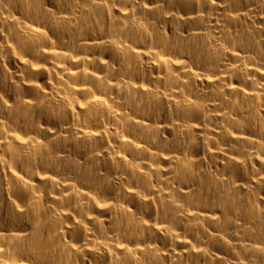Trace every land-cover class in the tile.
Returning <instances> with one entry per match:
<instances>
[{"label":"bare ground","instance_id":"bare-ground-1","mask_svg":"<svg viewBox=\"0 0 264 264\" xmlns=\"http://www.w3.org/2000/svg\"><path fill=\"white\" fill-rule=\"evenodd\" d=\"M0 264H264V0H0Z\"/></svg>","mask_w":264,"mask_h":264}]
</instances>
